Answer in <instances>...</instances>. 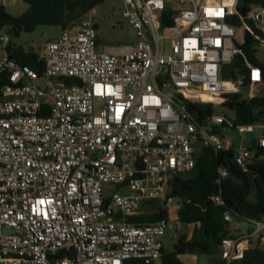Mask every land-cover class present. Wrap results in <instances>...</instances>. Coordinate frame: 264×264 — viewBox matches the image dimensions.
I'll use <instances>...</instances> for the list:
<instances>
[{
	"label": "built area",
	"instance_id": "2783aa9c",
	"mask_svg": "<svg viewBox=\"0 0 264 264\" xmlns=\"http://www.w3.org/2000/svg\"><path fill=\"white\" fill-rule=\"evenodd\" d=\"M122 3L134 45L98 50L93 8L32 52L40 76L11 59L10 49L0 59L7 79L0 87V264H153L172 229L168 217L131 219L167 212L177 200L172 181L193 169L203 149H231L234 165L247 172L254 150L233 148L226 132L256 134L254 147L264 149L263 122L213 114L199 122L186 108L223 104L240 88L254 97L264 71L247 60L236 34L251 32L246 20L264 34V7L243 15L238 0ZM237 55L243 64L224 79L222 65ZM226 176L219 166L217 183ZM211 200L221 203L220 191ZM250 228L221 241L224 264H244L251 238L264 246V223Z\"/></svg>",
	"mask_w": 264,
	"mask_h": 264
},
{
	"label": "trees",
	"instance_id": "16d2710c",
	"mask_svg": "<svg viewBox=\"0 0 264 264\" xmlns=\"http://www.w3.org/2000/svg\"><path fill=\"white\" fill-rule=\"evenodd\" d=\"M26 9L18 16L6 12L0 3V31L10 28L15 35L20 32H32L38 26H60L62 29L79 21L89 10L100 5L104 0H23ZM254 7H264V0H238L237 9L246 15ZM229 22L240 27L241 21L233 17ZM250 31L245 30L243 42L237 44L247 60L259 66L263 65L254 58L260 40L264 34L256 28L251 20H246ZM257 37V38H256ZM9 57L18 65L33 69L37 75L42 73V62L31 51L10 44ZM7 83L5 74L0 72V87ZM235 113V124L264 122V96L243 97L240 93L230 94L223 103ZM187 111L199 122L212 114L213 105L187 103ZM252 163L247 172L240 171L232 162V150L224 149L214 154L210 149L201 150L195 158L193 169L184 175L174 178L171 183V195L180 202L175 214L177 220L186 225L197 227L191 239L180 236L173 249L167 252L162 249L160 264H185L181 257L192 251L208 255L219 254L221 241L224 238L234 239L230 226L242 225L246 233L251 221L264 223V149L254 147ZM223 166L227 176L217 183V168ZM220 191L221 203L215 204L211 197ZM252 194V196H251ZM253 197V201L249 199ZM229 217V221L225 217ZM167 212L157 215H140L132 221L152 222L166 218ZM244 264H264V262H244ZM125 264H142L136 260H128ZM207 264H224L213 262Z\"/></svg>",
	"mask_w": 264,
	"mask_h": 264
},
{
	"label": "rangeland",
	"instance_id": "374dc122",
	"mask_svg": "<svg viewBox=\"0 0 264 264\" xmlns=\"http://www.w3.org/2000/svg\"><path fill=\"white\" fill-rule=\"evenodd\" d=\"M1 2H3V0H0V3ZM3 5L5 6L6 12L12 16L20 15L27 7L23 0H5ZM122 9V0H104L100 5L94 8L95 14L93 22L96 25L98 50L101 51L110 47L130 46L135 44L136 38L134 36L133 29L121 20ZM117 21H121L123 23L122 28L117 29L115 27ZM61 31L62 28L60 26H38L32 32L22 31L19 35H15L12 31H10V28H4L2 33H6L9 43L12 46H20L26 51L37 52L46 42L56 39ZM243 35L244 30L239 29L236 34V41L239 43L243 42ZM256 48L257 51L254 53V58L264 67V44L260 43ZM3 54L4 46L0 43V59ZM39 86L44 87L43 80H40ZM240 93L243 97H247L246 88H240ZM254 96H264V82L254 89ZM212 114L226 117L230 120L235 119L234 111L224 104H214ZM254 137H256V134L240 138L234 131L225 133V138L228 140L229 145L233 148H238L240 145L241 147L251 146ZM249 201L252 202L253 197L252 199L250 198ZM179 206L180 202L176 200L174 205L167 211V217L172 227V229L168 230L162 238L163 248L167 252H170L173 249L174 243L180 236H185L186 239L189 240L193 236L194 230H198V228L193 225H186L177 220L175 211ZM230 231L232 235L236 237L240 233L245 232L243 228L240 229V232H237L234 223L231 225ZM250 243V249L247 251L248 253H246L248 254V258L252 261H263L264 246L258 244L255 238H251ZM195 254L196 251H194V253H187L181 257V261L183 263H194L196 260V256H194ZM204 263L206 264L207 262H201L200 264ZM153 264H160V261H155Z\"/></svg>",
	"mask_w": 264,
	"mask_h": 264
},
{
	"label": "crops",
	"instance_id": "0c3cea01",
	"mask_svg": "<svg viewBox=\"0 0 264 264\" xmlns=\"http://www.w3.org/2000/svg\"><path fill=\"white\" fill-rule=\"evenodd\" d=\"M4 3H5V0H3V2H1V4H4ZM251 199H252V197H251ZM235 228H236L237 232H240L241 228L244 229V227L242 225H237V224L235 225ZM248 229L250 230L251 228L248 227ZM246 234H247L246 232L240 233L239 235H237V237L244 236ZM250 245H251V243H250V240H249V244H248L247 248H245L244 251H243V259H242V261H244V262H258V261H252L251 259L248 258V254H246V253H248L247 251L250 249ZM192 252L194 253V251H192ZM192 252H190V253H192ZM194 256H196L195 257L196 260H195L194 263L191 262V263H185V264H200L201 262L213 263V262H220L221 261L220 253L219 254L208 255V254H205V253H202V252H196V254ZM261 262H264V260L261 261ZM233 264H237V263L235 262Z\"/></svg>",
	"mask_w": 264,
	"mask_h": 264
},
{
	"label": "water",
	"instance_id": "95a60500",
	"mask_svg": "<svg viewBox=\"0 0 264 264\" xmlns=\"http://www.w3.org/2000/svg\"><path fill=\"white\" fill-rule=\"evenodd\" d=\"M10 49V43L7 44L4 48V51L7 53ZM243 64V58L241 55H237L232 62L222 65L221 67V76L224 79L232 78L233 69H238Z\"/></svg>",
	"mask_w": 264,
	"mask_h": 264
}]
</instances>
